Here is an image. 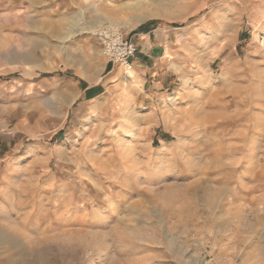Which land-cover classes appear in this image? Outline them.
I'll list each match as a JSON object with an SVG mask.
<instances>
[{
	"label": "rangeland",
	"instance_id": "1",
	"mask_svg": "<svg viewBox=\"0 0 264 264\" xmlns=\"http://www.w3.org/2000/svg\"><path fill=\"white\" fill-rule=\"evenodd\" d=\"M153 17L170 90L82 101ZM0 264H264V0H0Z\"/></svg>",
	"mask_w": 264,
	"mask_h": 264
},
{
	"label": "crops",
	"instance_id": "2",
	"mask_svg": "<svg viewBox=\"0 0 264 264\" xmlns=\"http://www.w3.org/2000/svg\"><path fill=\"white\" fill-rule=\"evenodd\" d=\"M126 35L137 47L129 66L106 64L107 77L103 84L89 82L90 78L80 81L82 101L90 102L107 95L106 86L122 82L127 69H131L134 77L140 80L144 87L152 85L153 92L170 90L175 74L171 70L168 56L175 54L183 33L173 25L163 23L160 18L153 17L138 24ZM117 86H113L115 91Z\"/></svg>",
	"mask_w": 264,
	"mask_h": 264
},
{
	"label": "built area",
	"instance_id": "3",
	"mask_svg": "<svg viewBox=\"0 0 264 264\" xmlns=\"http://www.w3.org/2000/svg\"><path fill=\"white\" fill-rule=\"evenodd\" d=\"M96 37L110 63L129 66L137 47L126 34L119 28L105 26L96 32Z\"/></svg>",
	"mask_w": 264,
	"mask_h": 264
},
{
	"label": "bare ground",
	"instance_id": "4",
	"mask_svg": "<svg viewBox=\"0 0 264 264\" xmlns=\"http://www.w3.org/2000/svg\"><path fill=\"white\" fill-rule=\"evenodd\" d=\"M147 16V15H146ZM145 16V17H146ZM144 18H141V20H144ZM148 17V16H147ZM134 23L137 22V20H133ZM132 22V23H133ZM130 26L132 27V24H130ZM85 30V29H84ZM83 30V31H84ZM80 33V32H79ZM76 34V33H75ZM131 79H134V75H133V72L131 71V69H127V71L125 72V76H124V83H127L128 81H130Z\"/></svg>",
	"mask_w": 264,
	"mask_h": 264
}]
</instances>
